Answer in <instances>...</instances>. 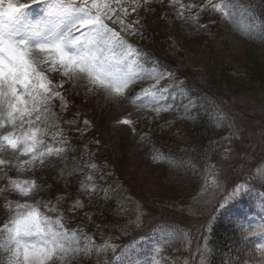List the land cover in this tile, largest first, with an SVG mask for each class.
I'll list each match as a JSON object with an SVG mask.
<instances>
[{"label": "rangeland", "instance_id": "rangeland-1", "mask_svg": "<svg viewBox=\"0 0 264 264\" xmlns=\"http://www.w3.org/2000/svg\"><path fill=\"white\" fill-rule=\"evenodd\" d=\"M17 2L32 4V0ZM181 2L202 5L205 0ZM234 2L243 6V14L237 10L234 18L228 20L218 13L204 11L200 12L197 24H193L191 19H179V6H170L169 0H164L163 4L160 0H153L147 8H141L138 13L139 32L135 36L122 35L134 48L141 50L140 62L145 66H156L155 62H158L160 68L174 73L171 83L175 85L172 91L177 94L174 102L177 110L154 118L153 114L138 110L131 103L134 94L152 83L149 80L131 85L126 96L118 100L107 98L103 92L90 91L85 80L65 82L59 90L70 107L65 114L61 111L60 102L56 101L55 111L63 121L76 114L77 125L68 133L72 142L60 157H51L43 167L34 171L20 172L15 167L0 171V187L6 184L4 176L7 171V176L13 179H34L41 188L39 193L29 198L20 197L15 192L0 194V227L7 219L3 208L5 196L8 200L24 202L27 199L31 203L53 204L57 197H67L59 205L61 208L79 196L88 205L84 211L89 213L91 220L85 218L84 212L66 213V225L69 228L83 227L97 245L110 240L118 249L123 246L127 256L117 259L120 252L114 256L108 250L66 264H149L154 244L178 228L190 232L191 251H175L179 247L177 242L165 245L163 255L166 264H199L197 244L200 236H206L208 241L207 228H211L210 224L206 228L203 224L221 212L223 219L243 227V238L250 237L256 248L251 260L247 257L229 258L225 264H264V250L256 247L264 244V183L255 178L259 170H264V90L256 91L241 84L235 72L225 73V78L221 76L216 89L206 86L211 78L216 52L223 53L235 69H241L252 52L251 42L255 40L264 44V36L261 35L264 33L263 20L254 13L248 0ZM260 3L263 5L264 0ZM198 11L199 8L185 11L184 15L190 17ZM42 15L40 8H36L26 15V22H34ZM136 18V14L130 16V19ZM198 24L207 27L199 28ZM153 53L161 60L151 58ZM184 78L190 79L191 85L200 93L199 97V93L195 96L185 91L182 85ZM55 80H61L59 74ZM168 102L173 101L169 99ZM182 105H188L190 114L185 113ZM222 114L227 115V120L220 118ZM125 118L132 119L134 123H120ZM85 120L87 126L83 123ZM233 122L235 126L230 129L227 125ZM217 124L220 127H216ZM77 126L83 135L75 130ZM46 140L52 143L51 139ZM208 143L218 148L212 151ZM225 147H230L231 152L225 153ZM172 161H190L196 165V170ZM206 162L215 165L222 178V187L215 194L204 185ZM88 175H92L105 190L93 195L90 201L78 191L81 181ZM138 180L142 187L138 186ZM244 180L251 181L252 191L229 203L226 209L217 207L214 212L217 201L230 192L235 183ZM160 182L171 187L168 189L171 193L180 195L189 191L192 194L183 210L174 204L172 212L166 214L162 212L163 207H153L155 204L146 195L160 190ZM183 196L182 199H186ZM139 207L144 209L142 227L126 234L114 227L117 221L123 223L133 219ZM237 242L231 239L230 244L239 246L241 242L236 245ZM201 251L205 252L208 264V253L213 248L205 249L201 245ZM1 259L0 264H6V257Z\"/></svg>", "mask_w": 264, "mask_h": 264}, {"label": "snow or ice", "instance_id": "snow-or-ice-1", "mask_svg": "<svg viewBox=\"0 0 264 264\" xmlns=\"http://www.w3.org/2000/svg\"><path fill=\"white\" fill-rule=\"evenodd\" d=\"M152 2L32 0L29 5L17 0H0V171L11 170L12 167L20 172L34 171L43 167L51 157H60L67 151L72 142L68 133L77 125V119L73 114L72 119L63 121L55 111L56 101L60 102L61 111L65 114L70 107L59 90L65 82L85 80L90 91L103 92L107 98L118 100L126 96L131 85L149 80L152 83L134 94L131 103L138 110L153 114L154 118L177 110L174 103L177 94L172 91L175 85L171 83L174 73L160 68L158 62H155L156 66H145L140 62L141 50L134 48L122 35L135 36L139 32V10L147 8ZM160 2L163 4L164 0ZM169 5H178L177 17L191 19L193 24H197L200 12L210 10L223 19L232 20L237 10L242 14L244 11L243 6L234 0H205L202 5H185L181 0H169ZM36 8H40L43 15L34 22H26V15ZM197 8L199 11L195 15L185 17V11ZM132 14H136L137 18L130 19ZM198 27L206 28L207 25L198 24ZM261 35L264 36V33ZM56 74L61 77L59 82L55 80ZM169 99L173 102L169 103ZM182 107L185 113L190 114L188 105ZM220 118L227 120V115L222 114ZM83 123L85 126L88 124L86 120ZM120 123L132 125L134 121L125 118ZM227 126L231 129L235 125L233 122ZM75 130L84 134L78 126ZM46 138L52 143H48ZM224 152L230 153V147H225ZM171 163L196 170V165L190 161ZM90 167L95 168V165ZM4 178L6 184L0 187V194L15 192L20 197L29 198L41 191L34 179H13L7 176V171ZM255 178L264 183V170H259ZM203 180L213 194L222 187L219 171L207 162ZM78 191L90 201L93 195L105 190L92 175H88L81 181ZM251 191L250 180L235 183L231 191L217 201L213 211L217 207L226 209L229 203ZM65 199L67 197H57L55 204L42 201L31 203L27 199L24 202L8 200L5 196L3 208L7 219L0 227V249L3 250L0 257H6V264H66L108 250L114 256L120 252L117 259L127 256L123 246L118 249L110 240L97 245L83 227L69 228L65 223L68 219L66 213L75 215L84 212L88 220L91 216L84 211L88 205L79 196L65 207H59ZM133 216V219L123 223L117 221L114 227L125 234L142 227L144 209L139 207ZM209 223L205 221V226ZM207 231L210 234L211 228L208 227ZM173 242L179 245L175 251H191L190 232L185 228L173 229L154 244L149 264H166L164 246ZM210 244L206 236L197 244L199 264H206L201 245L207 249ZM256 247L264 250V244Z\"/></svg>", "mask_w": 264, "mask_h": 264}, {"label": "trees", "instance_id": "trees-1", "mask_svg": "<svg viewBox=\"0 0 264 264\" xmlns=\"http://www.w3.org/2000/svg\"><path fill=\"white\" fill-rule=\"evenodd\" d=\"M249 5L251 6L252 10L256 15H258L264 23V4L260 3V0H248ZM251 53L250 57L245 60V65L241 69H235L227 60L225 59V55H222L216 52L213 55V65L211 69V78L206 86L214 87L215 89L218 87V79L222 76L225 78V73H236L237 81L241 84H244L246 87L252 88L256 91H263L264 90V44L259 43L258 41L251 42ZM154 58L158 60V55L155 53L151 54ZM161 60V58H159ZM186 86L185 88L189 89L190 94L197 96L198 90L191 85L190 79H185ZM211 87V88H212ZM205 91V90H203ZM200 96V93L198 97ZM206 145V144H205ZM208 148L212 151H215L218 147L214 144H207ZM206 146V147H207ZM207 150V149H206ZM141 178V177H140ZM138 186H141L140 180H138ZM160 190L150 191L148 195L147 193L143 194L146 195V198L149 199L155 206L158 208H162V212L170 213L172 212L171 207L175 204L181 210L184 209L185 205H187V199L192 194L187 191V194L182 192V194L178 195L176 193H171L168 191L171 190V187H165V184L161 182L158 184ZM255 186V185H254ZM142 187V186H141ZM256 187H259L257 185ZM264 187V186H263ZM264 192V188L262 189ZM185 196L186 199H182L181 196ZM183 196V197H184ZM193 197H195L193 195ZM140 198V197H139ZM129 203L130 200H129ZM151 206V205H150ZM219 210V209H218ZM221 211V210H219ZM218 211V212H219ZM122 217V216H121ZM120 217V219H121ZM173 218V217H171ZM206 219V218H205ZM211 226V233L209 234L208 241L211 242L210 246L213 248V251L208 253V264H225V261L229 258H244L247 257L248 259L254 258V252L256 248L254 247V243L250 237L243 238L244 232L243 227L237 226L236 224L230 223L222 218L221 212L220 215L213 217L210 221ZM204 228L205 222H204ZM245 231V230H244ZM202 236H200L201 242ZM232 240H236L238 242L235 244H230ZM231 256V257H230ZM0 261H2L0 257Z\"/></svg>", "mask_w": 264, "mask_h": 264}]
</instances>
